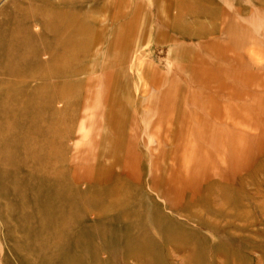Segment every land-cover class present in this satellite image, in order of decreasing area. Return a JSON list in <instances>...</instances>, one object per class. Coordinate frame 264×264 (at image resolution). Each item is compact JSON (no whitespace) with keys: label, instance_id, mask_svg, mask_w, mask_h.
Returning a JSON list of instances; mask_svg holds the SVG:
<instances>
[{"label":"rangeland","instance_id":"obj_1","mask_svg":"<svg viewBox=\"0 0 264 264\" xmlns=\"http://www.w3.org/2000/svg\"><path fill=\"white\" fill-rule=\"evenodd\" d=\"M260 218L264 0H0V264H264Z\"/></svg>","mask_w":264,"mask_h":264},{"label":"bare ground","instance_id":"obj_2","mask_svg":"<svg viewBox=\"0 0 264 264\" xmlns=\"http://www.w3.org/2000/svg\"><path fill=\"white\" fill-rule=\"evenodd\" d=\"M239 209H240V208H239ZM237 210H238V209H237ZM222 211H224V213H225V209H216V210H213L214 214H215L217 217L219 216L220 213H222ZM225 214H227V215L230 214V215H231V213H230L229 211H228V213L226 212ZM230 215H229V216H230ZM259 215H260V217H262L260 212H259ZM260 219H261V218H260ZM263 220H264V219L262 218V219L260 220V223L263 222ZM243 226H246V224H244ZM213 227H214V226H213ZM205 228H206L207 230H209V229H211V226L208 225V226L205 227ZM240 229H243V228H240Z\"/></svg>","mask_w":264,"mask_h":264},{"label":"crops","instance_id":"obj_3","mask_svg":"<svg viewBox=\"0 0 264 264\" xmlns=\"http://www.w3.org/2000/svg\"><path fill=\"white\" fill-rule=\"evenodd\" d=\"M117 3H120V2H117ZM163 3H172V2L166 1V2H163ZM178 3L187 4L186 2H178ZM191 3H196V2H191ZM120 4H129V3L127 1H124L123 3H120Z\"/></svg>","mask_w":264,"mask_h":264}]
</instances>
